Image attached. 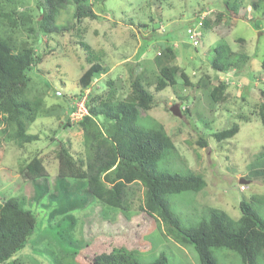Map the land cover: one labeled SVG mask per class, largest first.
Masks as SVG:
<instances>
[{
	"label": "rangeland",
	"instance_id": "rangeland-1",
	"mask_svg": "<svg viewBox=\"0 0 264 264\" xmlns=\"http://www.w3.org/2000/svg\"><path fill=\"white\" fill-rule=\"evenodd\" d=\"M16 2L18 12L29 15L32 22L40 15L39 0ZM89 4L98 19L80 24L86 28L83 40L78 37V33L75 36L65 33L57 40L42 36L40 47L43 44L46 48L35 46L39 54L52 50V54L47 57L50 61L42 66L47 71L51 69V74L39 73L51 81V87L43 98L48 115L37 118L28 129L39 140L21 148L12 138H8L10 134L0 136V198L2 195L18 198L21 203H25L21 199L25 197L28 203V206L25 203V208L41 219L37 228L38 239L25 248L28 256L22 258L21 251L14 258L19 259V264H80L78 257L81 255L76 254L85 242L71 248L69 244L72 238V242L78 244L80 236L76 231L69 233V222L82 219V237L86 236L87 240L97 236L105 243L106 236L111 245L107 250H111L112 246L126 250L132 248L131 237L125 238L123 242L116 237L127 229L140 228L141 236L137 241L145 245L144 249L135 252L140 263H149L163 255L167 264H199L191 245L177 243L166 234L162 225L140 213L144 192L140 183L135 182L124 188V214L129 220L126 222L121 215L116 214L113 218L116 224L108 226L106 223L100 224L98 216L85 218L93 203L82 211H70V206H64L63 199H57L55 195L61 190L54 186L58 179L56 162L52 157H46L50 177L34 182L52 188V198L57 201H49L47 196H41L40 199V188L23 178L20 166L39 149L49 151L55 148L57 140L69 144L75 151H81L83 131L78 123L60 128L62 122L63 125L67 122V116L70 119V113L65 112L66 105L68 107L73 102L77 109L82 103L78 98L85 94L88 97L90 92L106 95L109 90L107 81H112L115 96L123 100L131 93L130 75L140 74L144 75V85L152 103L147 111H141L139 125L149 128L156 121L163 126L175 149L167 152L156 164V171L170 174H187L191 171L202 176L205 181L204 188L197 193L185 192L167 197L170 210L181 223L185 227L195 226L212 209L223 211L231 219L237 220L242 201L250 204L264 219V126L258 116L264 106V72L260 68L264 56V1L90 0ZM71 7L69 2L58 8L56 25L61 28L70 26ZM203 20H209L208 27L204 26ZM25 36L23 30L14 34L17 43L22 40L30 42ZM189 36H194L196 46ZM81 41L90 43L95 52H103L101 66L104 70L92 79L89 90H80L78 85L77 67L87 66L85 51L79 46ZM165 44L177 50L174 59L168 63L178 65L188 74L190 86L184 85L179 79L174 86L156 91L159 65L155 55ZM219 47L222 49V60H243L239 73L232 70L213 75L209 68L210 60L214 55L213 50ZM52 57H55L53 61ZM202 73L210 74L211 82L215 85L222 81L229 83L218 103L212 101L206 89L196 86L195 82ZM32 83L40 82L32 77ZM36 89L42 88L34 86L31 91L37 93ZM61 94L70 100H63ZM175 104L180 108V117L172 115L169 110ZM99 120L102 123V119ZM233 123L238 127L233 137L222 141L212 137L213 133L227 129ZM198 140L205 141L206 145L201 146ZM79 186V183L66 181L65 187H62L72 193L70 196H74ZM81 187L85 189V186ZM58 203L60 205L57 206ZM40 225L42 228L39 229ZM62 232L70 240L67 244L64 240L63 251L60 246L56 247L61 245V241L53 244V239L63 236ZM111 235L117 236L112 238ZM42 240L51 244L46 245ZM89 252L87 260L99 257L100 264H105L102 250L91 247ZM213 254L218 264H241L234 253L219 250Z\"/></svg>",
	"mask_w": 264,
	"mask_h": 264
},
{
	"label": "trees",
	"instance_id": "trees-1",
	"mask_svg": "<svg viewBox=\"0 0 264 264\" xmlns=\"http://www.w3.org/2000/svg\"><path fill=\"white\" fill-rule=\"evenodd\" d=\"M16 1L0 0V136L10 134L8 138H12L17 146L23 148L39 140L35 134H30L28 129L37 118L48 115L43 98L47 93L46 90L51 87V81L41 75L52 72L51 69L48 71L42 69V66L50 61L47 57L52 54L50 52L52 50L39 54L35 46L46 48L43 44V47H40L42 36L49 40H57L65 33L73 36L78 33V37L83 40L86 28L80 24L97 21L98 15L92 11L90 0H39L38 14L40 15L32 22L29 15L18 12ZM261 1L264 0H258L259 3ZM69 2L73 9L71 24L68 28H61L55 24V19L59 9ZM203 21L204 26L208 27L209 20ZM22 30L26 34L25 39H30V42L25 40L16 42L14 34ZM79 46L83 52L85 51L84 61L87 66L77 67L78 85L80 90H88L92 79L104 70L101 66L103 52H95L90 43H84V41H81ZM173 49L165 44L155 55L156 63L159 65L155 86L157 92L174 86L179 79L184 85H191V79L184 70H181L178 65L168 63L176 55L177 50ZM213 51L214 55L210 60L209 68L214 76L232 70L240 72L243 60L237 62L222 60V49L219 47ZM53 59L55 57H52V61ZM67 61L71 63L69 59ZM34 67H36L35 70ZM260 68L264 72V56ZM200 75L201 77L199 76L200 78L195 82L196 86L206 89L212 101L218 103L223 97V92L228 89L229 83L222 81L215 85L211 82L210 74ZM32 77L43 86L40 83H32ZM144 84V75H130L131 93L123 100L115 96L112 81L106 82L109 86L106 95H95L90 92L85 103L87 114L77 122L83 131L81 151H75L69 144L65 145L61 140H57L55 148L49 151L39 149L23 163L20 166V174L26 180H30L32 185L44 189V191L39 189V198L47 196L49 201L63 199L64 206H70V211H82L93 203L91 211L84 215L85 218L98 216L100 224L106 223L108 226L116 224V219L113 220L116 214L121 215L126 222L129 220L124 214V188L138 182L144 190L142 205L139 206L140 213L162 225L166 234L177 243L191 245L196 252L199 264H218L213 252L219 250L236 254L241 264H264V219L250 204L243 201L240 203V217L237 220L231 219L223 211L212 209L206 218L192 227H185L170 210L167 197L185 192L197 193L204 188L205 181L202 176L191 171L187 174L156 171V164L165 157L167 152L175 151V149L172 140L159 123L151 120L153 126L149 128L139 125L141 111H147L152 103L150 100L152 98ZM33 85L42 89H36L37 93H33L31 91V88L34 89ZM262 93L264 95V92ZM60 97L66 101L70 100L62 94ZM70 104L64 107L67 108L65 112L71 114L76 107L73 102ZM263 107L258 116L264 126ZM67 118L64 125L63 122L62 126L59 125L60 128L71 125L68 116ZM237 132L238 127L233 123L229 128L213 133L212 137L216 141H222L233 137ZM198 141L201 146L206 145L205 141ZM47 156L52 157L56 162L58 180L54 186L61 190L55 195L58 196L57 199L52 198L54 196L52 188L48 185L34 182L50 177L46 164ZM66 181L80 184L77 191H74V196H70L72 193L63 189L62 186L65 187ZM81 186H85V189H81ZM34 194L37 198L35 192ZM21 199L28 206L25 197L22 196ZM19 200L3 195L0 198V264H19V259L14 258L16 254L22 251V258L25 255L28 256L25 248L38 239L37 228L41 219H38L32 210L26 209L25 203ZM69 224H71L69 233L76 231L80 236L78 244H74L71 237L69 244L71 248L85 242L84 247L76 254L81 255L78 257L80 264L101 263L99 257L87 260L90 257L91 247L103 251L105 264H167L163 255H159L149 263H140L137 260L135 252L145 248V245L142 246L137 241L141 236L140 228L127 229L124 233L118 234L119 236L111 235L112 238L117 236L116 238L121 239L122 242L126 241L125 238L131 237L132 248L126 250L112 246L111 250H107L106 248L111 245L106 236L105 243L97 236L87 240H85L86 236L82 237L81 229L84 220L72 219ZM40 228H42L41 225ZM59 230L62 231V229ZM64 231L67 230L64 228ZM65 232L61 233L63 236L53 239V244L61 241V245L56 247L60 246L62 251L64 240L66 244L69 240ZM41 242L46 245L51 244L45 240ZM56 256L58 257V254Z\"/></svg>",
	"mask_w": 264,
	"mask_h": 264
},
{
	"label": "built area",
	"instance_id": "built-area-1",
	"mask_svg": "<svg viewBox=\"0 0 264 264\" xmlns=\"http://www.w3.org/2000/svg\"><path fill=\"white\" fill-rule=\"evenodd\" d=\"M190 39H192L193 45H197L194 36H189ZM85 100H86V94L79 100L82 102L79 107L70 114V122L75 123L78 122L85 114H86V109H85Z\"/></svg>",
	"mask_w": 264,
	"mask_h": 264
},
{
	"label": "water",
	"instance_id": "water-1",
	"mask_svg": "<svg viewBox=\"0 0 264 264\" xmlns=\"http://www.w3.org/2000/svg\"><path fill=\"white\" fill-rule=\"evenodd\" d=\"M169 110H170L172 115H174L176 117H180V111H179V107L177 104L170 107Z\"/></svg>",
	"mask_w": 264,
	"mask_h": 264
},
{
	"label": "clouds",
	"instance_id": "clouds-1",
	"mask_svg": "<svg viewBox=\"0 0 264 264\" xmlns=\"http://www.w3.org/2000/svg\"><path fill=\"white\" fill-rule=\"evenodd\" d=\"M88 90H89V89H88ZM86 99H87V94H86ZM85 103H86V100H85ZM85 103H84V105H85ZM171 107H172V106H171ZM178 107H179V106H178ZM179 111H180V108H179ZM86 114H87V111H86ZM86 114H85V115H86ZM85 115H84V116H85ZM80 120H81V119H80ZM80 120H79V121H80ZM79 121H78V122H79ZM76 123H77V122H75V123H71V125H74V124H76Z\"/></svg>",
	"mask_w": 264,
	"mask_h": 264
}]
</instances>
